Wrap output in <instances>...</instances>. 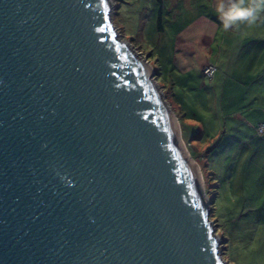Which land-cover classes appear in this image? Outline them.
<instances>
[{
    "label": "water",
    "instance_id": "1",
    "mask_svg": "<svg viewBox=\"0 0 264 264\" xmlns=\"http://www.w3.org/2000/svg\"><path fill=\"white\" fill-rule=\"evenodd\" d=\"M153 75L110 0H0V264H226Z\"/></svg>",
    "mask_w": 264,
    "mask_h": 264
},
{
    "label": "crops",
    "instance_id": "2",
    "mask_svg": "<svg viewBox=\"0 0 264 264\" xmlns=\"http://www.w3.org/2000/svg\"><path fill=\"white\" fill-rule=\"evenodd\" d=\"M216 3L214 0L215 7ZM160 61L158 55L159 70L154 72L163 80L160 87L177 117L180 138L184 135L183 129L187 133L193 129L191 122L198 124L196 136L190 138L188 146L200 158L195 160L202 163L210 182L216 176L207 168L206 159L211 152H205L207 146L216 147L222 142L228 146H247L252 150L246 153L247 163L256 154L264 157V134L257 135L259 139L252 137V133L257 134V126L264 123V14L256 24L240 23L227 30L213 17L197 15L176 32L166 63ZM207 65L214 66L216 71L205 85L202 69ZM193 141L201 146H192ZM236 163L229 183L235 180L242 196H246L249 176L243 173L248 165ZM236 171L239 172L235 176ZM263 195L261 191L260 196L249 197L250 211L258 213L259 224L264 223ZM224 241L226 257L227 240ZM226 260L232 264L227 257Z\"/></svg>",
    "mask_w": 264,
    "mask_h": 264
},
{
    "label": "rangeland",
    "instance_id": "3",
    "mask_svg": "<svg viewBox=\"0 0 264 264\" xmlns=\"http://www.w3.org/2000/svg\"><path fill=\"white\" fill-rule=\"evenodd\" d=\"M110 1L112 21L119 38L129 43L139 59L146 60L152 73L154 70L156 73L159 70L156 62L158 55L161 57L160 63L165 64L170 52L171 41L176 32L183 29L197 15L213 17L223 27L216 12L214 0ZM244 2L255 3L257 0H244ZM261 16L252 24H256ZM158 25H161V29ZM156 73L153 75V80L157 82V86L164 96L160 87L163 80L158 74L156 76ZM204 82L207 85L209 80L206 79ZM164 100L166 101L165 97ZM211 101L212 98H210ZM170 110L172 111L171 108ZM191 124H193V129L190 133L183 129L184 135L180 138L183 139L185 145L182 141L180 142L185 152L193 158L199 167L201 185L210 207L209 219L213 222L216 235L222 244L224 261L229 264L226 260L227 257L232 264H264V223L259 224L258 213L251 212L249 205V197L260 196L261 191H264V180L262 179L264 177V157L256 154L247 163L248 154L246 153L252 151L247 146L244 147L241 144L228 146L226 142H222L216 147L215 145L207 146L205 152L211 151L206 159L207 168L210 174L216 176V180L213 179L210 182L202 169V163L195 160L200 158L196 157L188 146L190 138L196 136V126H198L196 122H191ZM252 134L253 138H260L257 136L258 134ZM197 145L200 144L193 141L192 146ZM236 151L237 155H235ZM213 152L214 154H211ZM236 161L248 165L247 170L243 173L249 176L246 182L247 192L244 194L246 196H242L239 186L235 185V180L229 183L231 172L238 165ZM238 172L234 173L235 176ZM260 179L263 181L260 182ZM211 183L214 186L210 185ZM262 199H264V195ZM223 239L227 240L226 257Z\"/></svg>",
    "mask_w": 264,
    "mask_h": 264
},
{
    "label": "clouds",
    "instance_id": "4",
    "mask_svg": "<svg viewBox=\"0 0 264 264\" xmlns=\"http://www.w3.org/2000/svg\"><path fill=\"white\" fill-rule=\"evenodd\" d=\"M216 12L226 30L240 23L252 24L264 14V0H257L255 3H245L244 0H217Z\"/></svg>",
    "mask_w": 264,
    "mask_h": 264
},
{
    "label": "built area",
    "instance_id": "5",
    "mask_svg": "<svg viewBox=\"0 0 264 264\" xmlns=\"http://www.w3.org/2000/svg\"><path fill=\"white\" fill-rule=\"evenodd\" d=\"M216 69L214 66L212 65H207L202 69V74L206 79H212V77L214 76ZM257 134L259 136L264 134V123L259 124L256 128Z\"/></svg>",
    "mask_w": 264,
    "mask_h": 264
},
{
    "label": "trees",
    "instance_id": "6",
    "mask_svg": "<svg viewBox=\"0 0 264 264\" xmlns=\"http://www.w3.org/2000/svg\"><path fill=\"white\" fill-rule=\"evenodd\" d=\"M159 26V29H161V25H158ZM208 177H210V176H208ZM210 178H208V180H209Z\"/></svg>",
    "mask_w": 264,
    "mask_h": 264
},
{
    "label": "bare ground",
    "instance_id": "7",
    "mask_svg": "<svg viewBox=\"0 0 264 264\" xmlns=\"http://www.w3.org/2000/svg\"><path fill=\"white\" fill-rule=\"evenodd\" d=\"M203 75V74H202ZM175 123H176V121H175ZM176 125H177V123H176ZM177 128H178V125H177ZM178 131H179V129H178Z\"/></svg>",
    "mask_w": 264,
    "mask_h": 264
}]
</instances>
